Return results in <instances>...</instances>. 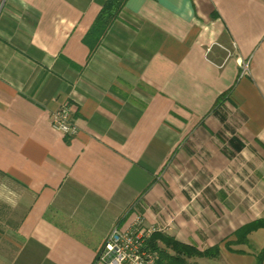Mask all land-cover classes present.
<instances>
[{
	"label": "crops",
	"instance_id": "1",
	"mask_svg": "<svg viewBox=\"0 0 264 264\" xmlns=\"http://www.w3.org/2000/svg\"><path fill=\"white\" fill-rule=\"evenodd\" d=\"M105 2L0 0V264H100L136 213L160 255L258 264L264 0H128L90 54Z\"/></svg>",
	"mask_w": 264,
	"mask_h": 264
},
{
	"label": "built area",
	"instance_id": "2",
	"mask_svg": "<svg viewBox=\"0 0 264 264\" xmlns=\"http://www.w3.org/2000/svg\"><path fill=\"white\" fill-rule=\"evenodd\" d=\"M249 62L242 63L243 74L248 72ZM72 108L61 104L50 115L52 129L64 136H75V119ZM156 225L146 226L141 214H135L126 228L115 225L107 236L97 257L100 264H159L160 252L152 243L155 234L161 232Z\"/></svg>",
	"mask_w": 264,
	"mask_h": 264
},
{
	"label": "trees",
	"instance_id": "3",
	"mask_svg": "<svg viewBox=\"0 0 264 264\" xmlns=\"http://www.w3.org/2000/svg\"><path fill=\"white\" fill-rule=\"evenodd\" d=\"M128 0H106L100 12L98 13L95 22L89 33L85 36V43L89 46L90 54L101 43L104 35L110 30V27L118 19ZM221 101V98L220 100ZM218 101V102H219ZM264 227V221L254 222L252 225L246 226L241 230V234H247L251 229ZM156 235L153 237L155 240ZM171 250L174 252L173 256L161 252V260L159 264H187V259L202 258V257H216L219 253L218 247H212L204 251H200L195 247L176 242L173 239L166 240ZM264 253L259 256L258 264H262Z\"/></svg>",
	"mask_w": 264,
	"mask_h": 264
},
{
	"label": "rangeland",
	"instance_id": "4",
	"mask_svg": "<svg viewBox=\"0 0 264 264\" xmlns=\"http://www.w3.org/2000/svg\"><path fill=\"white\" fill-rule=\"evenodd\" d=\"M255 236H257V238L259 237L260 240L264 241V232H262V233L260 232V233H258V235L255 234ZM246 248H248V246ZM190 262H191V260H189V259L186 260L187 264H191ZM201 264H215V263H211V262L207 263V261H201Z\"/></svg>",
	"mask_w": 264,
	"mask_h": 264
}]
</instances>
